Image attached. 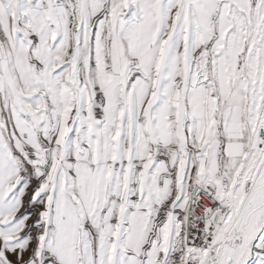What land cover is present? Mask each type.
Masks as SVG:
<instances>
[{"label":"snow or ice","instance_id":"1","mask_svg":"<svg viewBox=\"0 0 264 264\" xmlns=\"http://www.w3.org/2000/svg\"><path fill=\"white\" fill-rule=\"evenodd\" d=\"M0 264H264V0H0Z\"/></svg>","mask_w":264,"mask_h":264}]
</instances>
